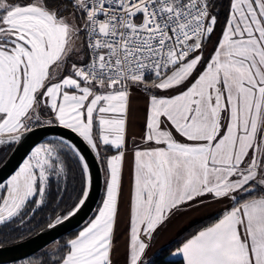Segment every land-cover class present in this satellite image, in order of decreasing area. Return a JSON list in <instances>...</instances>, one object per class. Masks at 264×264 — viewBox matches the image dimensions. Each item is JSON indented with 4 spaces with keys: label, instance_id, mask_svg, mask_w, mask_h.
I'll use <instances>...</instances> for the list:
<instances>
[{
    "label": "snow or ice",
    "instance_id": "6c2138e0",
    "mask_svg": "<svg viewBox=\"0 0 264 264\" xmlns=\"http://www.w3.org/2000/svg\"><path fill=\"white\" fill-rule=\"evenodd\" d=\"M133 90L147 100L142 134L129 141ZM43 124L75 134L98 158L115 152L103 158L100 207L48 264H116L128 152L124 264H148L157 231L210 202L222 204L216 218L172 255L180 264H264V0H0V145ZM70 153L80 187L48 227L83 208L89 164L60 138L0 182V226L63 202L67 187L53 184L66 179Z\"/></svg>",
    "mask_w": 264,
    "mask_h": 264
},
{
    "label": "water",
    "instance_id": "95a60500",
    "mask_svg": "<svg viewBox=\"0 0 264 264\" xmlns=\"http://www.w3.org/2000/svg\"><path fill=\"white\" fill-rule=\"evenodd\" d=\"M66 139L75 143L85 156L92 176L91 193L83 208L72 218L54 228L48 226L36 234L7 245H0V264L14 263L37 253L63 235L77 229L90 220L96 212L104 187V172L99 158L75 134L55 125L43 124L26 134L0 165V182L6 181L30 155L32 149L48 139Z\"/></svg>",
    "mask_w": 264,
    "mask_h": 264
},
{
    "label": "trees",
    "instance_id": "16d2710c",
    "mask_svg": "<svg viewBox=\"0 0 264 264\" xmlns=\"http://www.w3.org/2000/svg\"><path fill=\"white\" fill-rule=\"evenodd\" d=\"M224 2L226 4V0H224ZM225 10H226L225 8L220 9L221 22L223 20V15H224ZM219 31L220 29L218 26L217 33H219ZM53 140H57V138L48 139L42 143L53 141ZM14 146H15V143L11 145H0V165L6 160L8 155L13 150ZM112 154H115L114 150H111V149L107 151L102 150L101 157H99V160L102 165L103 172H104V187H103L102 197L97 206V209L100 207L104 194H105V181L107 178L105 170H104L105 166L103 163V158L106 156L112 155ZM69 156H70L68 160L69 171L67 172L66 179L61 178L58 182H54L53 184L54 191L56 189L57 183L59 184L60 187H65V186L67 187V190H68L67 194L61 193V196L63 197V202L57 199L55 202L51 203V206L45 207L42 211H39L36 214L35 218H33L29 222H26L25 224L21 225L19 223H14L7 227L0 226V245L12 244V243L21 241L23 239H26L36 234L43 228L47 227L50 222H53L54 217L56 215H62L67 211L68 207H70V205L73 203L75 196H76V192H74L73 189L78 190L80 187L79 170L76 164L72 162L71 153L69 154ZM69 197H72V199H69ZM219 212H216L214 214L201 218L193 222L192 224H190L188 227L181 230L172 240L168 241L167 243L157 248L149 257H147L146 260L148 261V264H180L181 258L179 256L172 255V253L175 251L176 247L178 246V242L187 238L190 234H193L195 231L199 230L200 228L211 223L216 218V215ZM95 213L96 212L92 214L91 218L94 217ZM86 223H84L82 226L78 227L77 229L63 235L58 240L50 243L49 245H47L46 247H44L37 253L33 254L32 256H29L20 261H16L14 263L23 262L26 259H30L36 264H40L41 261L45 262V264H48L49 256L52 250L56 248V245L58 243H63L67 239L74 236L82 227L86 225ZM51 244H54V246L52 248H49Z\"/></svg>",
    "mask_w": 264,
    "mask_h": 264
},
{
    "label": "crops",
    "instance_id": "0c3cea01",
    "mask_svg": "<svg viewBox=\"0 0 264 264\" xmlns=\"http://www.w3.org/2000/svg\"><path fill=\"white\" fill-rule=\"evenodd\" d=\"M146 96L133 91L131 96V115L128 127V139L131 141L133 137L139 139L142 134L144 110L146 108ZM130 146V145H129ZM131 172H132V154L128 152L125 156L124 171H123V190L121 195V201L127 206V201L130 193L131 186ZM120 201V202H121ZM215 204V205H213ZM221 203H206L204 205L194 206L192 208H185L180 212H177L172 218L161 227L152 241L151 247L148 250L147 257H149L157 248L172 240L181 230L188 227L193 222L211 215L215 212L221 211ZM127 214V208L125 209ZM124 240V242H123ZM120 241L127 245L128 236ZM124 251L120 249V253L117 252L113 259L116 264H124Z\"/></svg>",
    "mask_w": 264,
    "mask_h": 264
},
{
    "label": "rangeland",
    "instance_id": "374dc122",
    "mask_svg": "<svg viewBox=\"0 0 264 264\" xmlns=\"http://www.w3.org/2000/svg\"><path fill=\"white\" fill-rule=\"evenodd\" d=\"M215 39V36H213V40ZM211 47V45H210ZM135 91V90H133ZM137 92V91H135ZM139 93V92H137ZM141 94V93H140ZM46 143V142H45ZM40 145V144H39ZM37 145V146H39ZM15 173V172H14ZM13 173V174H14ZM12 174V175H13ZM10 178V177H9ZM215 205V204H213ZM127 208V206L121 201L120 202V211H119V215L117 218V223H116V253L119 252L120 253V249L122 248H126V245L124 243L120 244V241L123 240L125 237L128 236L127 233V214L125 212V209ZM220 211V210H219ZM216 213V212H215ZM214 214V213H213ZM209 216V215H208ZM124 242V240H123ZM54 246V244H51V246L49 248H52ZM8 264H36L35 262H33L30 259H26L23 262H18V263H8Z\"/></svg>",
    "mask_w": 264,
    "mask_h": 264
},
{
    "label": "flooded vegetation",
    "instance_id": "af4514ba",
    "mask_svg": "<svg viewBox=\"0 0 264 264\" xmlns=\"http://www.w3.org/2000/svg\"><path fill=\"white\" fill-rule=\"evenodd\" d=\"M44 229V228H43ZM24 240V239H23Z\"/></svg>",
    "mask_w": 264,
    "mask_h": 264
}]
</instances>
